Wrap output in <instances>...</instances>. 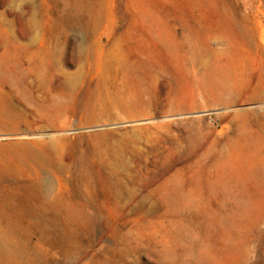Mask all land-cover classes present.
Masks as SVG:
<instances>
[{
  "label": "rangeland",
  "instance_id": "obj_1",
  "mask_svg": "<svg viewBox=\"0 0 264 264\" xmlns=\"http://www.w3.org/2000/svg\"><path fill=\"white\" fill-rule=\"evenodd\" d=\"M263 89L264 0H0V149L52 150L78 264H264ZM23 217L0 264L66 261Z\"/></svg>",
  "mask_w": 264,
  "mask_h": 264
},
{
  "label": "bare ground",
  "instance_id": "obj_2",
  "mask_svg": "<svg viewBox=\"0 0 264 264\" xmlns=\"http://www.w3.org/2000/svg\"><path fill=\"white\" fill-rule=\"evenodd\" d=\"M227 88L229 89V87ZM223 95L225 94L223 93ZM232 100L229 97L219 96L217 102L226 105ZM241 113H239V118H243ZM2 127L6 131L11 129L8 124H3ZM38 144L36 140H19L6 142L5 147L2 146L3 148L0 149V165L5 169L0 170V180L11 178L17 180V183H11V185H0V203L8 212L20 215V217L24 216L23 218L27 222L26 225L30 228L39 229V236L50 244L59 246L61 239L66 240L67 247L65 251L67 256L66 261L62 264H78L84 261L86 255L81 254L84 246L82 240L77 236V231H74L77 229L73 219L74 207L69 203L70 200H66L58 192H54L55 181L53 182L50 174L55 172L57 161L55 155L52 154V150L45 146V148H41ZM20 167L28 168L26 170V173L30 176L28 179L23 178L19 173ZM29 167H32V169ZM82 173L79 172L83 177H87L85 172ZM20 179L28 181L21 183L19 182ZM58 187H61V185L59 184ZM67 189L68 193H73V185ZM78 194L83 202L87 201L83 192L78 191ZM8 245L0 240V258L12 261L19 257H25L23 249Z\"/></svg>",
  "mask_w": 264,
  "mask_h": 264
},
{
  "label": "crops",
  "instance_id": "obj_3",
  "mask_svg": "<svg viewBox=\"0 0 264 264\" xmlns=\"http://www.w3.org/2000/svg\"><path fill=\"white\" fill-rule=\"evenodd\" d=\"M212 101V100H211ZM205 103L207 102V101H204Z\"/></svg>",
  "mask_w": 264,
  "mask_h": 264
}]
</instances>
